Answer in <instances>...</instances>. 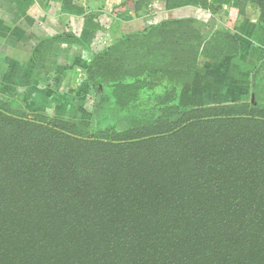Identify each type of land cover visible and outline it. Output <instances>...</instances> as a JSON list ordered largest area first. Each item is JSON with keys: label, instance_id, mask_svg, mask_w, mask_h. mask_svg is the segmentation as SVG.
<instances>
[{"label": "trees", "instance_id": "obj_1", "mask_svg": "<svg viewBox=\"0 0 264 264\" xmlns=\"http://www.w3.org/2000/svg\"><path fill=\"white\" fill-rule=\"evenodd\" d=\"M232 1L264 23V0ZM161 32L177 53L178 29ZM195 60L185 48L176 65ZM118 87L122 104L138 91ZM9 110L0 101V264H264V108H191L93 138Z\"/></svg>", "mask_w": 264, "mask_h": 264}, {"label": "rangeland", "instance_id": "obj_2", "mask_svg": "<svg viewBox=\"0 0 264 264\" xmlns=\"http://www.w3.org/2000/svg\"><path fill=\"white\" fill-rule=\"evenodd\" d=\"M25 1V34L11 46L12 36L0 40V101L18 122L67 121L93 138L191 108H264V23L253 4L240 11L232 0H71L70 8ZM179 2L186 5L166 7ZM186 22L197 36L187 44ZM163 29H178L177 53L163 48ZM185 48L196 60L177 66ZM136 82L137 94L122 104L118 86Z\"/></svg>", "mask_w": 264, "mask_h": 264}, {"label": "crops", "instance_id": "obj_3", "mask_svg": "<svg viewBox=\"0 0 264 264\" xmlns=\"http://www.w3.org/2000/svg\"><path fill=\"white\" fill-rule=\"evenodd\" d=\"M26 8L25 0H0V33H4L0 40L13 37L10 43L7 44L5 41L6 45L11 46V43L18 42L21 35L25 34L27 27Z\"/></svg>", "mask_w": 264, "mask_h": 264}]
</instances>
